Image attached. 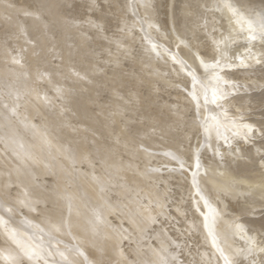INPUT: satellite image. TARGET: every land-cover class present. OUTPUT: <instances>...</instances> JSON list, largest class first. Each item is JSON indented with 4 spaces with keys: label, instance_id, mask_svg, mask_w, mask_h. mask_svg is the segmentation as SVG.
Returning <instances> with one entry per match:
<instances>
[{
    "label": "bare ground",
    "instance_id": "1",
    "mask_svg": "<svg viewBox=\"0 0 264 264\" xmlns=\"http://www.w3.org/2000/svg\"><path fill=\"white\" fill-rule=\"evenodd\" d=\"M99 1L79 0L83 2L81 11L74 13L75 15L69 13L71 10L69 6L70 9L66 12L70 14L69 16L63 13L65 11H61L62 5L59 4V0H0V31L4 28L7 32L16 31L17 43L23 45L22 54L19 52L23 59L16 60L17 57L12 58V55L10 57L9 53L14 48L9 46L10 43L7 44V39L3 36L4 31H1L0 35L3 38L0 39V92L2 91L0 94V232H4L5 235L2 237L3 247L0 248L2 250L0 264H16L22 250L25 251L23 253L26 256L37 254L43 260L50 255L62 254L64 257L73 258L74 262L85 264H93L96 259L111 254L120 242L119 232L125 233L124 228L118 224L105 225L103 217L99 214L101 210L99 205L90 203L86 206L89 198L92 200L102 198L103 193L98 188L103 184L113 190L112 195H134L132 189L142 192L141 186L152 184L154 177H159L158 181H161L160 176L156 174L160 173L161 177L170 178V171L176 170L177 173L179 172L178 176L186 177L193 185L192 192L188 191L190 195H193L194 199H200L209 194L206 188L208 184L213 186L220 181L210 174L214 167L211 164L216 160L211 157V159L206 158L207 150L217 145L216 140L206 139L208 136L202 137L205 132L203 135L200 134L202 138L193 146V140L195 143L196 138L190 143L189 134L184 135L181 127L179 128L181 130L178 131L177 128V131L183 133L176 137V128L172 129L170 120L184 127L183 122L199 116L193 110L195 105L199 104H194L195 101L199 102L200 97L206 92L212 100L222 91L219 89L217 93L218 88L214 87V90L212 87L214 84L208 80L212 84L210 85L205 79L206 72L202 73L204 78H201L192 66V61H198L195 58L196 49L201 46H211L213 48L210 51L207 49L210 54L215 49L221 48L219 44L223 43L225 46L230 39L233 42L231 37H237L238 35L234 37L237 31L239 33L241 31L242 36H245L243 38L246 39L251 33L250 28L254 29V26L255 29L262 28L257 21L256 25L252 23L254 18L258 20L257 16L260 14L255 10L258 15L255 14L254 18L250 15L252 21L249 20L248 14L247 23L249 24L250 21L249 26L252 25L249 30L247 18L245 21V16L238 10L240 8L238 0ZM241 8V11L244 10L243 7ZM94 9L98 11L96 15L93 14ZM262 12L264 10H261ZM41 15H46L47 18L43 20ZM260 17L264 19V15L259 16L258 23ZM263 19L261 20L264 21ZM106 21L116 22L114 31L107 28L109 23L106 26ZM115 31L120 32L121 35L110 34ZM255 32L257 37L258 30ZM16 37L12 38L15 40ZM237 39L235 41L238 42ZM99 40H103L102 45L97 46V42L94 44ZM242 41L244 42V39ZM246 41L247 39L244 43ZM250 43L252 40L249 42V47L248 41L244 46H247L248 50L251 49ZM15 45L21 50V46ZM53 45L56 49H52ZM246 53L248 55V51ZM77 54L81 56L77 57ZM42 57H45L43 65ZM52 57L59 58L58 64L52 62L55 61ZM247 59L244 58L242 61L243 66L246 65L245 62H249ZM198 62V65L203 64L200 60ZM210 63L208 67L212 70ZM238 64L239 62L237 66ZM204 67L202 70H205L207 65ZM218 67L220 68V65ZM209 70L206 68V71ZM123 71L128 74V79ZM120 72L123 76H120ZM209 72L210 76L211 72ZM214 73L216 74L215 71ZM242 73L245 75L244 71ZM123 77L127 81L122 79ZM23 79L27 81L24 82ZM221 80L226 83V80ZM18 82H21L20 88L22 86L25 88L24 94H19L22 90H18L19 85H16ZM17 86L20 96L16 94L18 91L11 92L12 94L9 93L11 90L7 91L11 88L15 91ZM211 87L216 94H213ZM165 88L169 90H164ZM226 92L225 94L222 92L224 95L221 96H225ZM13 97L16 101L10 104ZM115 97H120L124 105L119 104L122 101L118 102ZM217 99L218 97L213 101L221 102ZM110 101L112 104H109ZM209 105L205 106V109L203 106L200 107L201 104L198 106L206 113L202 111L200 122H188L189 128L199 126L201 130L203 126L208 129L207 126L213 125L215 106ZM136 107L139 111L135 109ZM223 108L225 109V106ZM151 109H155L153 112L158 113V116L152 117L154 114ZM187 110L193 111L192 114ZM186 111L190 113L189 116ZM147 115H149L148 119L145 118ZM160 121L164 124L162 125ZM21 128H27L29 131L26 130V134L23 132L25 130H20ZM206 129L204 130L209 131L210 128ZM224 150L228 152L229 148L224 147ZM47 175L50 179L45 178ZM66 176L71 180L69 191L64 190ZM171 177L173 179V175ZM251 178L250 181L240 184L239 188L247 186L258 188L262 185L257 182L259 179L257 175ZM111 181L118 187L110 188L108 182ZM47 182L48 186H46ZM118 182L123 185L126 183L130 189L119 188L123 185ZM220 184L232 188V185L225 180H221ZM80 186L81 189L78 188ZM11 188H14L13 193ZM257 191V195H262L259 194L262 190ZM41 202H48V206L50 203H63L60 218H55V213H50L46 207H35V204ZM51 207L55 208V206ZM80 216L83 220L88 219L85 221V229H79L80 234L77 233L79 240L67 244L68 230L75 226L72 229L74 232L78 226L81 227L76 221ZM209 224L203 219L201 225L204 234L210 232ZM95 236H100L97 242L87 243V240ZM20 241L21 245L18 244ZM58 242L60 245L57 244ZM208 246L214 248L216 242L211 240ZM258 246L251 242L245 252H254L262 256L263 247L258 248ZM80 247L85 249L80 252ZM231 247L230 250L217 249L215 259L219 262L227 260L234 250V246ZM32 248L35 250L29 254ZM26 260L28 264H34L28 258ZM151 262H154V258ZM167 263L165 260V264Z\"/></svg>",
    "mask_w": 264,
    "mask_h": 264
},
{
    "label": "rangeland",
    "instance_id": "2",
    "mask_svg": "<svg viewBox=\"0 0 264 264\" xmlns=\"http://www.w3.org/2000/svg\"><path fill=\"white\" fill-rule=\"evenodd\" d=\"M59 1H60L59 4L61 3V5H62V6L61 5H59V6H61L62 8L63 7L65 8L63 10L61 7H59V8H61V11H65L63 13L68 12L67 10H69L70 7H71V10L69 11V13H71V12H72V14L79 13L81 11L80 8L82 7V4H83V2H79V0H72V1L68 0L70 3L67 0H59ZM63 1H66V2L64 3ZM74 1H76L78 3L74 2ZM97 1H99V0H97ZM110 1H112V0H110ZM238 2H240V5H239L240 8L238 7L239 8L238 10L240 12H242L243 15L245 16V21L247 18L246 23L248 22V18H249L248 14H249V16L251 15L252 18H254L255 14H256V16L258 15V13L260 14L257 16L258 20H257V18H254L253 19L254 21H252L251 16H250L249 20H251L252 23L254 22L253 25L257 21V24L259 26L261 25L262 28L258 27V29H255L256 26H254L255 28L253 29V28H250L252 25L249 26L250 21H249V24L247 23L248 29L249 28L251 29V33H249L248 35H249V37L250 36L251 37L250 38L246 37V39L248 41V44H247L248 47H249V42H251V40H252V43H250L251 49L248 50L247 46L244 47L245 44L247 43V41H246V43H244L246 39L243 38L245 36H242L243 33H241V31H240L241 35H239L240 34L239 31H237V32H235L234 37L237 35L238 36L235 38L231 37L233 42H231V39L229 40L230 42L228 41L229 43L226 42L230 45V47L228 44L226 45V43H225V46L223 43H221V44H219L221 46V48L215 49V51L210 53V54H209V52H207V49L210 51V49H212L213 47L211 48V46H201V47H203V49H202L200 46H198V47H200L199 49L201 52L199 51V49H196L197 56L195 58H197L198 61L200 60V63L203 62V64L201 63V65H198L199 64L198 61L197 62L192 61V63H193L192 66L195 67L196 72H198V75L201 78L205 77V79H207V81L209 80L211 83L214 84V86H213L208 81V83L210 85H212L214 90H215L214 87L218 88L216 91L217 93L220 91L219 89H222V91L219 92V94H216V92L211 87L213 94H216L212 100H211V98H209L210 95H208L207 92L206 93L204 92L205 96L204 95L201 96L200 99L198 100L199 102H196V101L194 102V104L199 103L198 105H195V107L193 108L194 112L196 111L199 114L198 118H189L187 122L186 121L183 122L182 125L185 124L184 127L181 126V124H179L178 122L176 123V121L170 120L172 129L175 130L174 128H176V130H175L176 132L174 131L176 133V137L181 135L182 131L181 132H178V131H180L182 129L184 132V133L183 132L182 133L184 135L189 134L188 137H189V139L191 138V140L189 141L190 143H192V140L194 138H196L195 143L193 140V143H192L193 146L196 145L198 139L200 140L202 137L206 138L208 136V138H206V139H213L214 138L216 140L217 145L213 146L211 149L207 150L206 155H208V157H206V158L211 157L213 160L214 159L216 160V161L212 160L213 163L211 165H213L214 167L212 168V171L210 174H211V177L218 179L220 181H217L215 183V185H213V186H210L208 184L206 186V188H208L209 194L206 196L204 195L205 197L200 198V199H198V198L194 199V196L190 195V193L192 192V190L194 188L193 185L190 184L189 179H187L186 177L182 178V176H178L179 172L177 173L176 170H174V171L177 175L174 173V171L173 172L170 171V173L168 171V173L171 174V176L173 175V179L171 176H170V178L165 177L167 180L165 178L161 177L162 174L158 173V174H160V175H158L155 173L157 176H160V179H162L161 181L164 183H161L160 180H159L160 182L158 181L159 177L158 178L154 177L157 181L153 178L154 180L152 179L153 180L152 184L143 185V187L141 186V188L139 187L140 189H142V192L140 190H139L140 191L139 192V191H136L135 189H132L134 195H120V196L119 195H112L113 190L108 189L107 185L103 184V186H100L98 188L103 193L102 198H100L99 200H95V199L92 200L91 198H89L86 201V206L90 203H93V204L95 203L96 205H99L100 209H101L99 211V214L101 217H103L102 220L104 221L105 225H107V226L115 225L116 226V224H118V225H120L121 228H124L125 233L123 232V234H121L122 231L119 232V234H120L119 241L120 242L113 249L111 254L106 255L102 258L96 259V261L93 264H157V263L158 264H163V263L165 264V260H167V262H168L167 264H264V254L262 256H259V255H256L254 252H251V253L245 252V249H247L249 244L251 242H253L257 246L260 245V246H258V248L263 247V253H264V187H263V185H264V49H263L264 48V42H263V40H264L263 39L264 38V36H263V34H264V26H263L264 21L261 20V19H263V17H260L261 18L260 23H258L259 16L264 15V12L261 13V10L262 11L264 10V0H256V1L255 0L254 1H252V0L251 1L250 0H238ZM67 3H69V5ZM99 3L103 5V3L101 1H99ZM241 3H242V5H241ZM243 3L245 5V7H244ZM64 5H66V6H64ZM72 5H74V7ZM241 7H243L244 10L241 11L240 10V9H242ZM246 7L248 9V10H246V11H248L247 15H246V11H245ZM77 10H78V12H77ZM255 10L258 13L254 12ZM93 12H94L93 14L96 15V13L98 11H95V9H94ZM69 13H66V14H68L70 16ZM72 14H71V16H72ZM42 16L43 15H41V17ZM46 18H47L46 15H44L42 17L43 20ZM112 22H110L111 24L109 22H107L106 26L109 23L110 26L108 25L107 28L109 27L110 30L112 29L111 31H114L113 29H115V27H116V24H115L116 22L115 21L113 23ZM114 24H115V26H114ZM181 24H180V26H181ZM111 26L112 27L114 26V27L112 28ZM252 29H253L254 34L252 33ZM4 30H6V29L5 28L1 29L2 32ZM110 30H109V32H110ZM257 30H258V32H257L258 36H257V34H256V36L258 38L255 37V33H256L255 31H257ZM259 30L261 31V34H259L260 33ZM1 31H0V34H2ZM4 32H6V33H4ZM4 32H3V36L5 37V39H7L6 40L7 44L10 43L9 46L14 48V49H12V51H10L9 56L10 57L13 56L12 58L17 57L16 60L17 59L21 60L20 58H22V57H20V56H22V55H20V54H22L21 52H23L22 51L23 45H21L20 43H17L18 40H16L17 39L16 31H10V32L4 31ZM112 33H113V36L121 35L120 32H117V31L111 32L110 34H112ZM252 35H253V37H252ZM260 35H261V37L259 38ZM3 36L0 35V39H2ZM11 36L13 38L16 37L15 40ZM10 38H11V40H9ZM239 38L241 41L239 40ZM242 38L244 39V42L242 41L243 40ZM235 39H237L238 42L235 41ZM257 39L259 41H262V42H259ZM253 40H254V42H253ZM14 41H16V42H14ZM96 42H97V44H96ZM102 42H103V40L102 41L99 40V41H95L94 44H96L97 46H100V45H102ZM257 42H258V44H257ZM14 43L21 46V50H19L20 48H17V46ZM241 44L243 45V47ZM226 46H228V48H226ZM239 46L243 49L241 50V48ZM222 47H224L225 49ZM238 47H239V49H238ZM255 47H257L258 49L260 48L259 51ZM54 48L56 49L55 45L52 46V49H54ZM204 48H206V49H204ZM245 48L248 51V55L246 53L247 51L244 52ZM203 51H204V54L207 55V57L205 55L203 57ZM234 51H235V53H234ZM237 51L239 53H237ZM19 52H20V54H19ZM219 52H220V54H219ZM221 52L223 54H221ZM236 53H237V55H236ZM251 53L253 54V56ZM233 54H234V56L232 57ZM238 54H239V56H238ZM245 54L247 55V57L248 56L252 57V59L249 57L248 58L249 60H248L247 57H245L246 56ZM84 55H86V54H84ZM41 56L42 55H40V57ZM78 56H81V54L80 55L77 54V57ZM99 56L101 57L102 55H99ZM227 56L229 59L227 58ZM202 58H203V60H201ZM212 58L213 59L216 58L217 60L216 59L213 60ZM231 58L232 59L234 58L233 61ZM244 58L249 61V62H245L246 65L244 64L247 68L245 66H243L244 62H242V61L244 60ZM52 59L53 60L55 59V61H52L55 63V65L58 64V62H57V61H59L58 57H55V58L52 57ZM225 59H226V62H225ZM46 60H47V57H46ZM251 61H252V63H251ZM41 62L43 65V63L45 62V57H42ZM210 62L211 63L215 62V64H213V63L211 64ZM216 62H217V64H216ZM220 62H221V64H220ZM224 62H225V64H224ZM227 62L231 64V65L229 64V67H228ZM238 62H239V64L237 66ZM240 62H242V63L240 64ZM209 63H210L209 66H210V68L212 67V70L211 69L209 70V67H208ZM247 64H250V65H247ZM52 65H54V64H52ZM123 65H124V63H123ZM123 65H122V67H123ZM125 65H126V62H125ZM125 65H124V67H126ZM202 65H204L205 67L207 65L206 68L211 72L210 76L208 75L209 71H206V68ZM214 65H217V66H214ZM219 65H220V68H222V69H220L218 67ZM223 65H225L224 67H226V68H224ZM254 65H256V66H254ZM203 67L205 68V70H202ZM217 69H218V72L216 71ZM213 70L216 72V74L218 73L219 76L216 75ZM204 71L206 72L205 74H204ZM222 71H223V73H222ZM227 71H229V72H227ZM243 71L245 72V75H244V73H242ZM125 72L123 71V73H125ZM199 72H201V73H199ZM238 72H240V73L238 74ZM20 73H23V72H20ZM120 73L122 74V72H120ZM202 73L204 74V77H203ZM247 73H250L252 76L250 74H247ZM121 74H120V76H123V74L122 75ZM231 74H232V76H231ZM124 75H126L127 79L129 78L128 74L125 73ZM212 75H214V76H212ZM221 75H222V77H221ZM124 77L122 79L127 81V79H125ZM214 77H216V78H214ZM249 78H251V79H249ZM2 79L3 78H1V80ZM217 79H218V81H217ZM221 79H223L224 81L226 80L225 81L226 83H223V81ZM23 81L25 82L27 80L23 79ZM240 81H242V82H240ZM0 83H1V81H0ZM18 83L16 85H19V89L17 86V88H15V91L12 90L13 88H11L7 91L11 90L9 93H11V92L16 93L18 90H20V91L22 90L21 92L18 91L16 94L17 95L24 94L25 88L23 86H22L23 88L22 87L20 88L21 82H18ZM246 83H247V85H246ZM217 84H219V85H217ZM248 84H250V85H248ZM13 86H14V84H13ZM251 86H253V87H251ZM225 87H226V89H225ZM8 88H9V86H8ZM8 88H6V89H8ZM247 88L250 90H248ZM223 89L226 90L227 92L224 91ZM164 90H169V88H165ZM1 92H0V94H1ZM222 92L224 94L226 92V95L221 96V95H224ZM219 95L221 96V99L219 98L220 97ZM216 97H218L217 100H220L221 102H218L216 100L217 102L215 103L213 100H215ZM245 97H246V99H245ZM14 98L15 97L12 98V101L10 102V104L13 103V101L14 102L16 101V100H13ZM115 98L117 100H119L118 102L122 101L121 99H119L120 97H115ZM206 98H207V100H206ZM160 99H161V97H160ZM201 99H202V101H200ZM223 101L224 102L226 101V103L223 104L222 103ZM110 102H109V104H112V102L111 103ZM122 102H120L119 104L124 105V102L123 103ZM208 102H211V103H208ZM214 103H215V105H214ZM200 104H201V106H200ZM209 104H212L213 106H215V108L212 106L214 109L213 112H215L214 118L212 119L213 125H211L210 127L207 126L208 129L210 128L209 131H210V134L212 136L210 134H208L209 131L204 130L206 128H203L204 127L203 124H201V126H203L201 128V130H199L200 129L199 126L189 128L190 122L191 123L200 122L199 121V120H201L200 116L203 114L202 111H204L206 113V111L204 109L207 106H210ZM198 106H200V107L203 106L204 109L202 110L203 107L200 108ZM224 106H225V109L223 108ZM198 108H199L201 113L199 112ZM220 108H222L224 111L222 109L220 111ZM135 109L137 111H139V109H137V107ZM217 109H218V111H217ZM153 110L155 111V109H151L152 112H153ZM187 111H186V113L188 116L190 115V113H188V112H191V114L193 112L191 110L188 112ZM217 112H219L220 114ZM137 113L141 114L142 112H137ZM50 114L52 115V113H50ZM50 114H48V116H50ZM150 114H151V112H150ZM152 114H154V112ZM157 114L158 113L154 114L152 117H154ZM34 115L36 116L35 113H34ZM149 115H147L145 118L148 119ZM218 115H219V117H218ZM136 116H138V114H136ZM160 116L157 118L159 119ZM221 116L224 117V119ZM145 118L143 119L144 121L146 120ZM215 118L217 119V121ZM230 121H233V122H230ZM160 123L162 125L164 124L162 121H160ZM174 125L176 127H173ZM216 125H218V126H216ZM219 125H220V127H219ZM144 126H146L145 123H144ZM180 127H181V129H179ZM177 128H178V131H177ZM214 128L217 130H214ZM190 129H192V130H190ZM208 129H206V130H208ZM20 130H25L23 132L24 133L26 132V134H27V131H26V130H28L27 128H23V129L21 128ZM218 130L219 131L221 130V131L219 132ZM202 131H204V132H202ZM196 132H198V133H196ZM205 132L206 133L208 132L207 133L208 135ZM203 133H205V134L203 135ZM200 134H202L203 136L201 137ZM66 142H68V140ZM224 147H228L229 151L226 152L224 150ZM210 153L213 157L210 155ZM214 154L216 157L214 156ZM210 159H206V160H210ZM18 161L20 162V160H18ZM207 165H209V164H207ZM255 175L258 176L259 179L257 182H259V185L262 184L261 186H259L258 188H253L250 186L239 188L240 184L244 183L245 181H247V182L250 181L252 179L251 177L255 176ZM175 176H177V177H175ZM45 178L50 179V176L47 175ZM178 178H179V180H178ZM164 179L167 182H165ZM110 180H112V179H110ZM168 180H169V182H168ZM176 180H178V182ZM221 180H225V181L229 182L230 185H232V188H228L227 186L220 184ZM121 182H118V183L121 184ZM180 182H181V184H180ZM182 183H184L183 186H182ZM207 183L208 182L206 181L205 184H207ZM48 185H49V183L47 182L46 186H48ZM64 185H65L64 190L69 191L68 188L71 186V180L67 176L64 179ZM121 185H123V184H121ZM171 185H174V186H171ZM108 186L110 188L112 186L114 188L118 187V185H115V183H113V181L108 182ZM217 186H218V188H217ZM121 187L129 188L128 185H126V183H124V185L120 186L119 188H121ZM78 188L81 189L82 187L80 186ZM176 188H178V190H176ZM13 189L14 188H11V193H13V191H14ZM145 190L147 191V193ZM182 190H183V192L181 193ZM257 190H262V192L259 193L262 195H257V192H258ZM213 191H215V192H213ZM136 192H137V194H136ZM176 192H178V193H176ZM233 192H236V193L233 194ZM51 206H55V208H52ZM35 207H46V209L50 213H55L54 216H55V218H58V219L60 218L61 212L63 211V209H62L63 203H57V204H51L50 203V206H48V202H41V203L35 204ZM119 215H123L124 217L120 218L121 216H119ZM209 218L210 219L212 218V220H208ZM203 219L207 220L208 223H210L209 224L210 232H208V233L205 232V234H204V232H202L203 229H202V225H201L203 222ZM86 220H88V219H86ZM86 220H83L81 218V216H80V218L76 219L78 224L80 223L81 227L78 226V228L76 230H74V232H76V234L74 232H72L73 231L72 229H74L75 226H74V228L68 230V234L66 235V240H67L66 243L67 244H71L74 241L80 239L77 236V233H79V229H82V230L85 229V221ZM4 235H5L4 232H0V237H1L0 238V248L3 247L2 241L4 240V238H2V237H4ZM99 238H100V236L92 237L89 240H87L88 241L87 243H89V242H90V244L95 243L98 241ZM211 240L216 242V247L214 246V248H212V247L208 246V243ZM20 243L22 244L21 241L18 244L21 245ZM57 244L60 245L59 242ZM231 246H234V250H233L234 252L232 251L231 256H229V258L227 260H224L223 262H219L218 260L215 259V254L218 253L217 249H218V251H220L222 248H224V249L229 248L228 250H230V249H232ZM32 249L29 252V254L35 250V248H32ZM84 249H85L84 247L79 248L80 252H82ZM124 251H126V252L124 253ZM1 252H2V250L0 249V253ZM23 252L25 253L24 250H22L20 252V255H19L20 259L18 260V262L16 264H28L27 260H26L27 258L30 262H33L34 264H85V263L74 262L73 258L64 257L62 254L61 255H55V254L50 255V256L44 258V260H43L37 254H34L33 256L32 255L26 256V255H24ZM66 252H67V250H66ZM0 255H2V253ZM153 258H154V262H151L153 260ZM0 262H1V259H0Z\"/></svg>",
    "mask_w": 264,
    "mask_h": 264
}]
</instances>
